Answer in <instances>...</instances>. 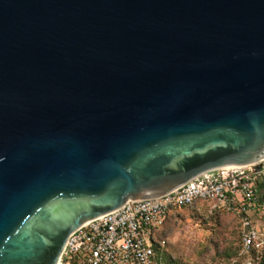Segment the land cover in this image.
Segmentation results:
<instances>
[{
    "label": "water",
    "instance_id": "obj_1",
    "mask_svg": "<svg viewBox=\"0 0 264 264\" xmlns=\"http://www.w3.org/2000/svg\"><path fill=\"white\" fill-rule=\"evenodd\" d=\"M260 160L264 0H0V264Z\"/></svg>",
    "mask_w": 264,
    "mask_h": 264
},
{
    "label": "built area",
    "instance_id": "obj_2",
    "mask_svg": "<svg viewBox=\"0 0 264 264\" xmlns=\"http://www.w3.org/2000/svg\"><path fill=\"white\" fill-rule=\"evenodd\" d=\"M264 175V160L247 166L202 173L155 199L126 202L118 209L82 223L64 243L56 264H160L157 239L172 212L215 204L236 216L240 245L237 257L261 249L263 232L251 215L256 180Z\"/></svg>",
    "mask_w": 264,
    "mask_h": 264
},
{
    "label": "rangeland",
    "instance_id": "obj_3",
    "mask_svg": "<svg viewBox=\"0 0 264 264\" xmlns=\"http://www.w3.org/2000/svg\"><path fill=\"white\" fill-rule=\"evenodd\" d=\"M255 196L259 208L251 219L264 234V175L256 180ZM158 239L162 241L160 264H264V237L258 252L237 257L236 216L215 204L170 213Z\"/></svg>",
    "mask_w": 264,
    "mask_h": 264
},
{
    "label": "trees",
    "instance_id": "obj_4",
    "mask_svg": "<svg viewBox=\"0 0 264 264\" xmlns=\"http://www.w3.org/2000/svg\"><path fill=\"white\" fill-rule=\"evenodd\" d=\"M160 232V231H159ZM159 232L157 233V239H158V234H159ZM159 240V239H158ZM160 255H161V250L159 251V259H160Z\"/></svg>",
    "mask_w": 264,
    "mask_h": 264
},
{
    "label": "bare ground",
    "instance_id": "obj_5",
    "mask_svg": "<svg viewBox=\"0 0 264 264\" xmlns=\"http://www.w3.org/2000/svg\"><path fill=\"white\" fill-rule=\"evenodd\" d=\"M261 161V160H260ZM226 168H229V167H226Z\"/></svg>",
    "mask_w": 264,
    "mask_h": 264
}]
</instances>
